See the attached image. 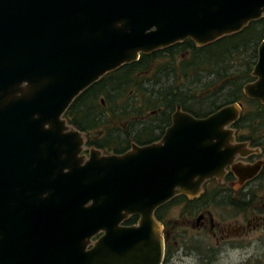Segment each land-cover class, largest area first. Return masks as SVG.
<instances>
[{
    "label": "water",
    "instance_id": "obj_1",
    "mask_svg": "<svg viewBox=\"0 0 264 264\" xmlns=\"http://www.w3.org/2000/svg\"><path fill=\"white\" fill-rule=\"evenodd\" d=\"M260 18L264 0H0V264H161L158 207L227 167L254 177L260 163H233L237 104L203 118L177 107L159 142L122 154L87 149L64 114L141 55ZM251 76L243 92L264 103V39Z\"/></svg>",
    "mask_w": 264,
    "mask_h": 264
},
{
    "label": "trees",
    "instance_id": "obj_2",
    "mask_svg": "<svg viewBox=\"0 0 264 264\" xmlns=\"http://www.w3.org/2000/svg\"><path fill=\"white\" fill-rule=\"evenodd\" d=\"M263 39L264 18H260L202 47L185 40L141 55L84 90L64 118L84 134L87 149L104 154H122L133 144L153 143L177 107L203 118L244 99L243 86L254 80L251 73ZM135 221L130 217L125 223Z\"/></svg>",
    "mask_w": 264,
    "mask_h": 264
},
{
    "label": "flooded vegetation",
    "instance_id": "obj_3",
    "mask_svg": "<svg viewBox=\"0 0 264 264\" xmlns=\"http://www.w3.org/2000/svg\"><path fill=\"white\" fill-rule=\"evenodd\" d=\"M249 100L245 96L232 103L240 107V113L229 126L234 138L231 145L244 144L233 163H260L258 173L240 180L227 167L221 178L207 180L197 197L176 195L158 207L154 219L164 241L161 264H250L252 260L260 264L252 255L254 250L251 257L244 255L256 248V237L264 231V103L252 100L253 104H249ZM247 151L253 153L243 157L241 154ZM131 217H136L135 223L126 224L125 220L122 225H135L138 217ZM100 236L101 233L94 240ZM235 254L240 258L233 262L231 256Z\"/></svg>",
    "mask_w": 264,
    "mask_h": 264
},
{
    "label": "rangeland",
    "instance_id": "obj_4",
    "mask_svg": "<svg viewBox=\"0 0 264 264\" xmlns=\"http://www.w3.org/2000/svg\"><path fill=\"white\" fill-rule=\"evenodd\" d=\"M165 60V59H164ZM102 98L101 96L98 97ZM256 239H259V243H255L256 248H253L251 251L249 250V253H244V255L247 257L250 255L251 257V252L254 250L253 252V257H255L256 260L260 261V264H264V231H261L259 233V235L256 237ZM246 244L248 245L247 247L250 246L249 241H246ZM240 255L235 254L231 256V259L233 260V262H236L240 257ZM250 264H256V261L253 262V260L251 261Z\"/></svg>",
    "mask_w": 264,
    "mask_h": 264
}]
</instances>
